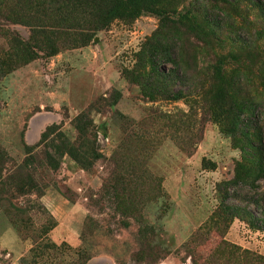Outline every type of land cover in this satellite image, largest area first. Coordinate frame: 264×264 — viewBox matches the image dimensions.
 <instances>
[{"label":"rangeland","instance_id":"374dc122","mask_svg":"<svg viewBox=\"0 0 264 264\" xmlns=\"http://www.w3.org/2000/svg\"><path fill=\"white\" fill-rule=\"evenodd\" d=\"M255 1L158 0L152 11L85 30L48 5L0 0V264L94 255L110 264H264L263 231L240 217L223 234L207 223L224 192L264 211L255 173L250 185H222L235 166L257 163L239 128L264 132ZM167 49L184 76L165 83L184 93L148 99L133 74L152 50ZM221 84L234 87L242 111L219 99ZM211 103L232 106L236 132L221 129ZM62 139L82 144L86 169L56 152Z\"/></svg>","mask_w":264,"mask_h":264},{"label":"trees","instance_id":"16d2710c","mask_svg":"<svg viewBox=\"0 0 264 264\" xmlns=\"http://www.w3.org/2000/svg\"><path fill=\"white\" fill-rule=\"evenodd\" d=\"M219 1L225 2V0ZM33 2L35 6L48 5V7H51L54 13L58 16L61 14L63 17L69 14L75 15L80 18L81 25L84 26L83 28L85 30H91L98 26L101 27L114 17H127L128 19H131L141 11H152L156 9L155 4L158 0H33ZM253 6L258 9V19L262 24V29L264 30V3L261 0H256ZM58 18H60V20L62 19L61 17ZM205 23L215 27L216 29L220 28L219 24H211L209 21ZM206 36L209 38L208 35ZM212 39L218 40L219 38L217 36H212ZM211 42L208 44H211ZM226 56L233 58V51L227 52ZM255 56L260 59V53H256ZM145 60L147 62L144 63V66L137 69L133 74V78L140 86L143 95L148 99L162 97L163 99L175 100L182 97L184 92L180 88L170 90L166 85L167 83H165L166 80H182L184 76V71L181 69L176 52L172 49H167V51L152 50L150 54L147 55ZM165 64H169L171 67L165 69L163 67ZM262 72H264V70ZM262 74L264 75V73ZM217 77L223 81L226 80L223 77ZM220 87L219 99L224 97L227 98V101L231 99V101H234L232 105L236 108V111H242L244 109L245 102L239 100L237 103V99L234 96L235 92L231 94L234 87L227 88L224 91L222 84ZM213 103H211V107L220 113V118L215 120L217 124L223 130L229 132L235 130L236 132L239 124L235 127V124L233 122L230 123L228 118L230 111L232 110V106L230 109L227 106L224 110L222 108L223 105H214ZM238 121H240V119L238 115H236V124ZM241 122L243 123L242 119ZM253 127L252 131H245L239 128V133L243 135L248 146L255 148L256 154L253 155V157L256 158L257 163H254L253 166L247 169L244 168L243 165L238 166L236 164L238 167L235 166L234 179L230 182L222 183V185H236L238 183L250 185V183H248V179L251 176L250 173H255V178L257 179H264V132L261 131L258 124H254ZM50 130L51 128L47 127L43 133V137L47 136V134L50 133ZM57 136L60 138L59 133H57ZM254 142H256V144H254ZM78 146L79 147H75L69 141L65 139L63 141L62 139L59 141V144L55 146V148L57 153L60 152L69 155L77 164L86 169L89 165L87 158H85L86 151L83 149L82 144H79ZM222 185L218 188L220 193H223V189L221 188ZM224 194L225 196L223 195L220 198L218 206L211 213L207 222L215 228L218 234H223L226 231L229 223L234 217H240L248 225V227L264 232V211L261 210V214H256L246 204L238 205L228 202L227 192H224ZM87 259L88 258H85L77 264H84Z\"/></svg>","mask_w":264,"mask_h":264},{"label":"crops","instance_id":"0c3cea01","mask_svg":"<svg viewBox=\"0 0 264 264\" xmlns=\"http://www.w3.org/2000/svg\"><path fill=\"white\" fill-rule=\"evenodd\" d=\"M58 225H60V223H58ZM58 225L55 228H53L52 231L56 230V228L58 227ZM67 237L70 238V239L73 238L74 241L76 239L75 236H72V235H68ZM67 237L66 238H62V239H64L66 241L67 240ZM54 241L56 243V242H59L60 240H58V239L55 238ZM73 244H75L73 246H76V243L73 242ZM84 264H110V262H109V258L107 256H105V255L104 256L103 255H94V256H90L85 261Z\"/></svg>","mask_w":264,"mask_h":264}]
</instances>
